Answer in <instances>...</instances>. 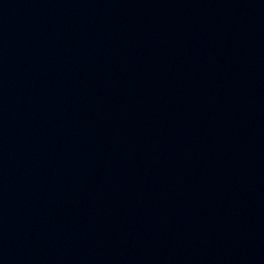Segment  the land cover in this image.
Masks as SVG:
<instances>
[{
	"label": "water",
	"instance_id": "1",
	"mask_svg": "<svg viewBox=\"0 0 264 264\" xmlns=\"http://www.w3.org/2000/svg\"><path fill=\"white\" fill-rule=\"evenodd\" d=\"M0 264H264V0H0Z\"/></svg>",
	"mask_w": 264,
	"mask_h": 264
}]
</instances>
